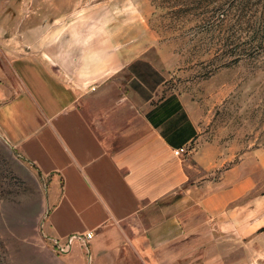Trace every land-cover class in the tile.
Listing matches in <instances>:
<instances>
[{"label":"crops","instance_id":"0c3cea01","mask_svg":"<svg viewBox=\"0 0 264 264\" xmlns=\"http://www.w3.org/2000/svg\"><path fill=\"white\" fill-rule=\"evenodd\" d=\"M15 1L0 0V14H65L32 41L25 19L0 16V137L48 179L44 236L53 246L76 238L66 261L257 264L249 238L264 233L249 230L253 184L210 179L216 162L199 148L197 117L181 98L153 101L152 32L121 31L136 28H122V0ZM191 163L207 179L194 180Z\"/></svg>","mask_w":264,"mask_h":264},{"label":"rangeland","instance_id":"374dc122","mask_svg":"<svg viewBox=\"0 0 264 264\" xmlns=\"http://www.w3.org/2000/svg\"><path fill=\"white\" fill-rule=\"evenodd\" d=\"M14 3L46 8L49 0ZM117 14L122 28L136 27L122 32L139 35L140 26L152 32L156 46L146 73L161 86L153 101H185L200 122L199 148L216 162L210 179L252 182L249 230L264 233V0H122ZM0 16L13 26L25 19L29 41L47 37L49 20L65 19L48 8ZM189 169L194 180L207 179L196 164ZM48 197V179L0 137V264H70L44 236ZM249 244L250 259L264 264V238L250 237Z\"/></svg>","mask_w":264,"mask_h":264},{"label":"built area","instance_id":"2783aa9c","mask_svg":"<svg viewBox=\"0 0 264 264\" xmlns=\"http://www.w3.org/2000/svg\"><path fill=\"white\" fill-rule=\"evenodd\" d=\"M187 148H179L177 150L174 151V154L176 156H182L184 154L187 153ZM93 237V233L92 232H88L86 235L82 236V237H78L77 239L80 240L81 242H85L88 240H91ZM75 237H70L68 238L66 243H61L60 241L55 240L54 243V248L57 250L58 253L64 254L66 252H68L71 248L72 243L75 241Z\"/></svg>","mask_w":264,"mask_h":264}]
</instances>
